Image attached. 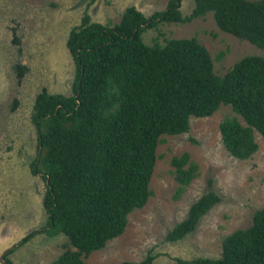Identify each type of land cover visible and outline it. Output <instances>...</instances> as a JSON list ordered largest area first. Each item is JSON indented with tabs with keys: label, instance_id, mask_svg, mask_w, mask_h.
<instances>
[{
	"label": "trees",
	"instance_id": "16d2710c",
	"mask_svg": "<svg viewBox=\"0 0 264 264\" xmlns=\"http://www.w3.org/2000/svg\"><path fill=\"white\" fill-rule=\"evenodd\" d=\"M182 1L168 0L164 10L150 15L128 5L114 25L92 21L86 10L70 30L66 45L76 69L72 93L41 89L31 115L38 137L31 169L46 181L47 222L5 249L4 264H14L9 255L36 234H63L75 248L51 264H88L85 258L121 235L129 213L152 195L161 136L188 132L192 116L231 106L236 115L219 126L224 146L239 159L257 151L254 130L264 136V55H246L220 75L195 36L147 44L142 34L162 22H189L211 12L220 29L264 49V0H194L185 16ZM15 69L21 79L26 67ZM171 164L181 193L199 165L188 152L173 156ZM220 201L209 189L165 239L184 238ZM157 255L149 251L140 261L117 264H153ZM174 259L179 264H264V207L255 211L251 225L224 238L220 257Z\"/></svg>",
	"mask_w": 264,
	"mask_h": 264
},
{
	"label": "rangeland",
	"instance_id": "374dc122",
	"mask_svg": "<svg viewBox=\"0 0 264 264\" xmlns=\"http://www.w3.org/2000/svg\"><path fill=\"white\" fill-rule=\"evenodd\" d=\"M90 1L0 0V264H4L5 249L47 222L43 206L46 181L31 169L38 153L37 129L31 115L41 89L72 93L76 69L66 45L70 30L80 24L86 10L92 21L114 25L128 5L150 15L164 10L168 3L94 0L87 8ZM193 7L194 0H183L180 9L185 16ZM193 36L207 47L220 75L246 55H264V49L220 29L211 12L189 22H162L142 34L147 44ZM17 64L26 67L21 79ZM231 115H236L231 106L222 105L210 116H192L188 132L161 136L150 179L152 195L142 208L129 213L121 235L85 258L88 264L140 261L149 251L158 254L153 264H179L175 257L218 258L224 238L251 225L255 211L264 207V136L254 130L258 149L251 157L231 155L219 127ZM183 152L198 163L199 171L178 193L171 159ZM209 189L216 191L221 201L201 218L194 231L180 240L167 241L168 231ZM68 248L75 249L63 234H36L9 257L14 264H51Z\"/></svg>",
	"mask_w": 264,
	"mask_h": 264
},
{
	"label": "flooded vegetation",
	"instance_id": "af4514ba",
	"mask_svg": "<svg viewBox=\"0 0 264 264\" xmlns=\"http://www.w3.org/2000/svg\"><path fill=\"white\" fill-rule=\"evenodd\" d=\"M35 174H38V173H35Z\"/></svg>",
	"mask_w": 264,
	"mask_h": 264
}]
</instances>
